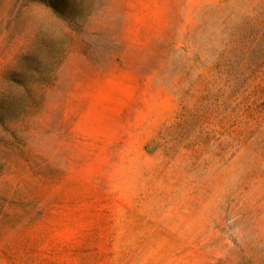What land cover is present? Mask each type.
<instances>
[{
    "label": "rangeland",
    "instance_id": "obj_1",
    "mask_svg": "<svg viewBox=\"0 0 264 264\" xmlns=\"http://www.w3.org/2000/svg\"><path fill=\"white\" fill-rule=\"evenodd\" d=\"M0 264H264V0H0Z\"/></svg>",
    "mask_w": 264,
    "mask_h": 264
}]
</instances>
